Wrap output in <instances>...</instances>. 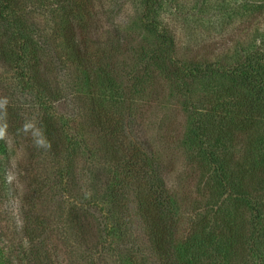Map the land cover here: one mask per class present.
<instances>
[{
	"label": "trees",
	"instance_id": "16d2710c",
	"mask_svg": "<svg viewBox=\"0 0 264 264\" xmlns=\"http://www.w3.org/2000/svg\"><path fill=\"white\" fill-rule=\"evenodd\" d=\"M70 4L71 0H0V62L19 79L17 82H21L18 91L30 96L27 107H37L34 121L37 125L33 127V133H36L41 149L51 154L49 172L30 176L34 183H26L23 177L22 188H18V182L13 180L17 184L13 190H20L24 205L28 197L34 195L32 190L41 191L44 197L57 202L62 211L59 216L65 219L60 221V227H55L56 241L68 239L71 244L68 264H104L103 258L115 264H151L147 255L155 258L152 264H179L178 248L173 243L174 216L179 198L187 194L176 197L167 185L163 164L154 157V148L141 138L139 130L133 131L135 120L127 102L128 89L134 88L141 70L151 71V64L154 67L165 65L163 80L172 83L176 97L183 102L181 105L190 118V130L183 143H191L189 148L199 150L193 179L200 199H195L198 208L189 225L202 234L203 252L186 262L233 264L238 261L244 264L248 252L261 249L257 237L263 232L246 229L256 223L251 219L259 218L264 209V51L248 54L242 62L223 70L209 68V64L196 60L193 70L189 71L176 65L172 58L173 39L166 35L143 68L138 66L128 74L117 73L116 63L111 60L103 63L102 55L113 58L117 51L109 52V49L119 45L124 36L113 33L108 41L98 42L96 32L93 35L86 33L89 24L95 21L89 16L90 12L82 13L83 16L75 7L69 8ZM260 5L258 0H251L246 10H256ZM40 11L50 13L54 22L59 16L67 21L61 41L75 56L78 63L75 68L80 73L74 74L79 76L78 85L85 88V92H81L74 82L68 99L59 93L56 82L62 72L59 70L61 57L47 58V53L56 54L60 46L55 34L43 31L34 19ZM69 18L73 21L68 23ZM68 29L71 32L68 33ZM93 45L101 47L94 53L88 52L87 47ZM204 77L213 84L207 93L197 98L194 91ZM49 99L67 103L71 116L87 118L92 128L97 129L94 132L98 145L94 154H98L99 161L103 158L109 167L107 192L92 193L77 187L76 160L80 153L90 155L91 150L76 136L69 135L68 141H64L65 133L53 124L52 116L45 115ZM20 104L22 102H19V108ZM12 111H9L8 129L12 146L6 140L0 144L3 159L15 158L20 167L28 169L34 156L30 150L34 148L28 147V139V146L26 143L24 148L18 145L20 159L16 157L13 144L28 135L22 120ZM125 113L129 114L125 116ZM188 153L190 158L193 157V150ZM128 197L130 201L126 202ZM225 202L230 204L229 212L223 207ZM253 211L258 213L251 218ZM134 214L142 222L141 228L150 248L146 249L138 242V236L128 222ZM26 216L20 228L25 231L30 257L37 259L40 258L38 255H44L40 249L45 246L41 238L43 232L36 233L38 216L29 213ZM211 221L220 223L206 231ZM247 221L250 223L246 227ZM47 237L50 240L51 237ZM55 246L60 248L57 242ZM76 250L81 255L76 254ZM43 258H40L41 262ZM202 258H205L203 262Z\"/></svg>",
	"mask_w": 264,
	"mask_h": 264
},
{
	"label": "rangeland",
	"instance_id": "374dc122",
	"mask_svg": "<svg viewBox=\"0 0 264 264\" xmlns=\"http://www.w3.org/2000/svg\"><path fill=\"white\" fill-rule=\"evenodd\" d=\"M250 1L71 0L69 8L75 7L76 12L81 14L90 12L89 16L95 21L93 24H89L88 28L90 29H87L86 33L93 35L96 32L95 36L100 39L98 42L108 41L113 33H120L124 36V39H120L119 45H113L109 49V52H114L116 49V55L114 53L113 58L102 55V60L103 63L109 60L115 62L117 73L121 71V73L128 74L138 66L143 68L146 65V61L156 52L158 44L163 42L166 35L173 39L172 58L176 65L189 71L193 70L192 66L197 61L209 64V68L212 66L223 70L242 62L248 54H253L257 50L264 51V0H258L261 5L256 10L248 11L246 9H248L247 4ZM49 14L40 11L39 16H35L34 19L40 24L43 31L47 30V32L55 34V39L59 43L60 49L57 50V53L48 52L47 58L53 57L54 59L57 55L61 57L62 65L59 70L62 72L56 84L59 93L61 92L65 99H68V92L74 82L75 86L79 87L77 74L80 71L75 68L78 63L69 46L65 47L61 41L65 28L63 26L67 21L65 22V18L59 16L54 22ZM82 15L84 16V14ZM72 21L73 19H68V23ZM74 21L76 22L75 19ZM70 29H68V33L71 32ZM162 34H164L163 37ZM99 47L101 46H88L87 50L94 53ZM98 54L101 55L100 52ZM151 66V71L147 69L140 71L139 79L134 81V88L129 87L128 89L130 94L128 101L126 96V101L131 105V115L135 120L133 131L139 130L141 138L154 148L156 153L154 157L159 158L162 162L163 174L169 181H167V185L171 186L172 192L177 194L176 197L187 194L178 200L177 214L174 216L176 228L173 234V243L178 248L177 262L187 264L186 261L193 260L192 257H195L198 252H203L202 234L189 225L190 221L194 220L193 214L198 208L195 199H200L195 186L196 180L193 179L198 161L196 153L199 150L197 147L189 148L191 143H188L190 146L183 143L190 130V118L188 112L181 105L183 102L176 97V89L173 88L172 83L169 80H163L165 65L154 67V64H151ZM18 80L11 71L5 70L0 62V144L6 140L9 142L8 145L12 146L8 129L9 111L14 109L11 113L18 114L28 135V137H20L13 144L15 145V147L13 146L14 152L17 153L16 157L18 158L21 154L18 151V145L24 148L25 143L28 146L30 140L28 147L34 148L33 151L30 150L34 156L29 161L31 165L28 169L20 167L15 158L5 161L0 148V264H68V250L71 244H68V239L56 241L58 236L55 227H60V221L65 219L63 216H59L62 211L57 202L49 200L47 196L44 197L45 194L41 191L32 190L30 192L34 195L32 198L28 197L27 203L24 205L20 200L22 195L20 190L18 189L19 192L13 190L17 185L13 183V180L18 182V188H22L24 187L21 180L23 177L26 183L29 181L34 183L30 176L49 172L51 166L50 152L44 148L41 149L37 143V135L35 132L33 133V127L37 125L34 123L37 117V107H32V109L27 107L30 103V96L18 91L21 83L17 82ZM199 83L197 90L194 91V96L197 95V98L204 92L207 93L206 90L213 84L206 77L201 78ZM124 85L128 84L124 83ZM79 89L81 92H85V88L79 87ZM74 91L77 94L75 89ZM19 102H22L20 108ZM11 106L13 108H8ZM44 112L45 115L52 116L55 122L53 124H57V127H60L65 133V142L68 141L69 135L76 136L78 140L84 141L91 150L90 155H85L82 152L76 160L74 173L79 180L77 187L82 190L86 188L85 190H90L92 193L95 191L100 194L107 192L110 178L109 167L103 158H100L99 161L98 154H94L98 145L97 134L88 119L79 115L71 116L67 103L51 100ZM127 114L129 113L124 115ZM192 150L193 157L190 158L188 152ZM129 187H126V190ZM128 199L129 197L126 202L130 201ZM128 205L131 208V203ZM229 205L228 202H225L223 206L227 212L230 211L227 208ZM26 213L38 216L35 219L39 221L36 225V233L38 234L42 230L41 238L44 239L42 243L45 244L40 248L44 255L37 254L41 259L44 257L42 262L40 258H31L28 253L25 231L20 228L26 221ZM257 213L253 211L250 216L255 215L256 217ZM257 219L252 218L251 221H256V223L254 225L251 223V226L246 230L250 232L255 228L263 231L257 237L261 249L255 253L248 252L244 264H264V244L261 243L264 241V209L260 211V217ZM128 222L133 226L139 239L138 242L147 249L150 245L143 234L139 216L134 214L128 219ZM219 223L220 221L217 224L211 221L206 231ZM249 223L246 222V227ZM47 236L51 237L50 240ZM56 242L60 248L55 246ZM148 251L151 254V250L148 249ZM76 254L81 255L78 250H76ZM147 256L152 264L155 258L153 255ZM204 259L200 260L203 262ZM103 262L104 264H115L104 258ZM233 264H239V262L234 261Z\"/></svg>",
	"mask_w": 264,
	"mask_h": 264
}]
</instances>
